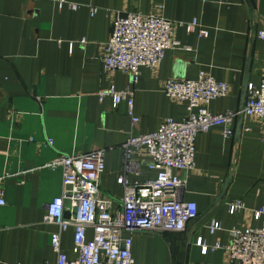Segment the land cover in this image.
I'll return each mask as SVG.
<instances>
[{
    "label": "crops",
    "instance_id": "crops-1",
    "mask_svg": "<svg viewBox=\"0 0 264 264\" xmlns=\"http://www.w3.org/2000/svg\"><path fill=\"white\" fill-rule=\"evenodd\" d=\"M66 1L76 7L58 0H0V190L5 199L0 264H55L50 238L57 227L42 219L46 204L61 191V168L45 166L58 154L103 150L100 185L119 208L123 143L130 135L154 131L165 118L181 120L187 114L184 101L164 94L167 79L196 77L203 69L226 81L227 93L208 103L214 112L240 107L245 71L254 84L264 73V40L256 36L264 29V0ZM127 12L173 21L172 36L179 41L157 67H141L136 83L129 73L104 71L101 62L113 15ZM193 19L198 23L193 30L179 23ZM110 85L134 88L138 122L132 123L125 102L114 107L110 97L98 98ZM239 116L230 136L219 124L198 131L195 167L173 170L186 180L181 198L194 200L197 207L185 229L123 233L130 238L134 264H227L225 249L211 246L228 242L234 226L260 223L250 208L264 202V122L241 114L236 132ZM126 175L144 181L155 171L142 163ZM233 198L242 199L246 208L230 213L226 203ZM210 218L221 222L214 232L208 228ZM72 236V227L61 233L68 258L74 257ZM199 237L208 245L205 251Z\"/></svg>",
    "mask_w": 264,
    "mask_h": 264
},
{
    "label": "built area",
    "instance_id": "built-area-1",
    "mask_svg": "<svg viewBox=\"0 0 264 264\" xmlns=\"http://www.w3.org/2000/svg\"><path fill=\"white\" fill-rule=\"evenodd\" d=\"M58 2L59 5L67 3L71 8L76 7L66 0ZM179 23L187 30H193L198 24L196 19ZM172 30L173 21L162 16L115 13L101 56L103 70L129 73L136 83L141 67H157L167 49L178 47L179 41L173 38ZM197 31L201 35L208 32L203 27H198ZM256 36L264 40V29L256 30ZM260 78L257 84L247 83L246 99L241 108L214 112L210 111L208 103L227 93L229 85L226 81L216 79L203 69L196 77L167 79L163 84L164 94L179 102L184 101L187 114L181 120L165 118L154 131L130 135L123 143L125 172L117 178L123 188L119 208L113 205V200L100 185L104 170L103 150L79 155L58 154L46 163L47 167L62 170L60 194L46 204L42 219L44 223L57 227L50 238L56 254L55 264H134L130 238H124L123 233L183 231L198 212L194 200L181 198L186 180L173 170L186 172L195 167L194 143L198 131L219 124L222 133L230 136L234 130L233 121L241 114L252 115L264 122V73ZM133 94L134 88L116 89L110 85L98 93V98L110 97L114 107L125 102L132 123H136L139 119L133 114ZM142 163L155 171V176L144 181L129 180L126 174ZM4 204L0 190V205ZM226 204L230 213L246 208L240 198L228 200ZM250 210L252 218L260 220L259 224L234 226L229 230L228 242L211 246L225 249L227 264H264V202ZM68 227L73 228V258H68L61 249V233ZM220 227L219 219H209L210 232ZM88 229L92 230L91 238L87 237ZM197 243L204 251L208 247L201 237Z\"/></svg>",
    "mask_w": 264,
    "mask_h": 264
},
{
    "label": "water",
    "instance_id": "water-1",
    "mask_svg": "<svg viewBox=\"0 0 264 264\" xmlns=\"http://www.w3.org/2000/svg\"><path fill=\"white\" fill-rule=\"evenodd\" d=\"M243 79H244V81H243V85H242V89H241V93H240L241 99H240V107L239 108H241L243 106L244 101L246 99V88H247V83H248L247 71H245V74H244V78ZM0 96H1V93H0ZM241 118H242V116L240 115L239 118H238V120H237V122H236V126H235L236 132H240V130H241V128H240V126H241V124H240L241 123L240 122L241 121ZM229 179L230 178L228 176L227 177V180L225 181L224 187L227 185V182L229 181Z\"/></svg>",
    "mask_w": 264,
    "mask_h": 264
}]
</instances>
